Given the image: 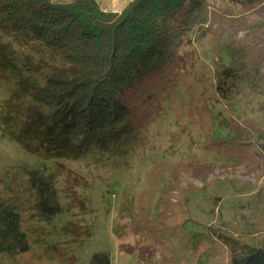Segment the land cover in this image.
<instances>
[{"label": "rangeland", "instance_id": "1", "mask_svg": "<svg viewBox=\"0 0 264 264\" xmlns=\"http://www.w3.org/2000/svg\"><path fill=\"white\" fill-rule=\"evenodd\" d=\"M97 1L120 13L130 0ZM169 24L161 63L170 64L126 95L134 129L125 146L101 161L48 164L62 207L53 220L14 193L32 246L26 264H89L97 253L112 264H196L194 221L215 234L201 247L207 264H231L233 246H264V0H201ZM223 45L242 48L246 68L255 64L257 88L244 73L219 92ZM3 74L1 100L13 87ZM217 112L229 128L215 124ZM43 166L0 130V180L23 186L26 170ZM0 193H8L1 181Z\"/></svg>", "mask_w": 264, "mask_h": 264}, {"label": "trees", "instance_id": "2", "mask_svg": "<svg viewBox=\"0 0 264 264\" xmlns=\"http://www.w3.org/2000/svg\"><path fill=\"white\" fill-rule=\"evenodd\" d=\"M253 4L258 0H230ZM201 0H130L120 13L105 11L97 0H0V69L12 81L8 98L0 99V130L24 151L35 154L42 168L27 169L23 186L1 179L0 264H26L32 246L14 193L32 196L37 214L53 220L62 213L55 182L45 176L58 161H101L128 142L134 129L126 95L142 80L152 78L162 64L168 43L169 18L192 14ZM5 36H13L30 51L17 50ZM242 48L223 45L226 56L218 90H225L246 73L257 88L255 64L240 62ZM214 122L229 128L220 112ZM121 151V150H119ZM106 154L107 156H103ZM49 164V165H48ZM191 233L196 264H207L201 247L215 243V234L198 221ZM231 249V264H264V246ZM89 264H112L107 253Z\"/></svg>", "mask_w": 264, "mask_h": 264}]
</instances>
